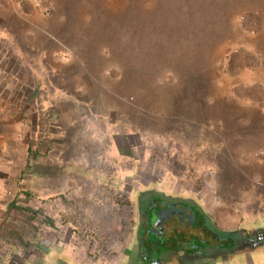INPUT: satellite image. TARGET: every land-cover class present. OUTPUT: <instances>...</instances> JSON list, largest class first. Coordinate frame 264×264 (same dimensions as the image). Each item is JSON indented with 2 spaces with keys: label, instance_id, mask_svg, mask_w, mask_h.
<instances>
[{
  "label": "rangeland",
  "instance_id": "1",
  "mask_svg": "<svg viewBox=\"0 0 264 264\" xmlns=\"http://www.w3.org/2000/svg\"><path fill=\"white\" fill-rule=\"evenodd\" d=\"M42 13L47 35L35 62V112L51 113L59 98L70 115L83 112V137H90L68 146V171L81 167L88 175L68 177L54 196L60 202L50 210L48 257L60 254L67 264H264V196L247 194L264 184V0H46ZM55 129L43 130L45 140ZM43 144L37 138L34 146ZM227 154L244 182L237 176L222 190L215 177ZM146 189L192 197L222 227L241 216L229 190L237 201L253 195L248 203L257 208L243 210L252 236L220 255L210 241L212 251H196L193 239L178 235L172 246L148 245L143 258L137 195ZM124 209L128 219L118 224ZM35 217L29 232L39 235L43 217ZM114 234L116 252L99 256L97 247ZM2 243L19 262L28 255L27 264H42L30 255L42 242Z\"/></svg>",
  "mask_w": 264,
  "mask_h": 264
},
{
  "label": "crops",
  "instance_id": "2",
  "mask_svg": "<svg viewBox=\"0 0 264 264\" xmlns=\"http://www.w3.org/2000/svg\"><path fill=\"white\" fill-rule=\"evenodd\" d=\"M37 2L41 4H36ZM45 2L46 0H0V264H27L31 259L27 255L25 262H19L18 256L16 259L13 258L14 250L4 251L3 241L10 242L11 246L16 247L19 239L42 242L34 244L35 251L32 250L30 254L42 264H61L64 261L60 254L48 257L46 238L50 237V210L55 209L53 206L58 208L60 201L54 196L62 192L69 181L68 177L78 178L79 181V178L88 175L81 167L74 168L73 171L67 169V162L72 160L68 158V151L71 150L68 146L74 145L77 140L90 138L83 137V112L79 110L70 115L67 105L59 98L55 100L53 105L55 108L51 113L45 108L40 111L41 113L35 112V87L40 77V74L36 73L35 62L36 57L43 56L42 50L45 48L43 40L47 22L45 26V17L42 13L45 10ZM53 126L56 127L54 130L56 134L50 137V140H45L47 137L42 136L43 130H53ZM37 138L40 143H44L40 149L34 146ZM52 143L56 145L55 149L51 147ZM63 150L64 153H61ZM36 152H40L37 153L38 156L35 155ZM226 156L223 160V171L215 177L222 190H228L227 181L235 180L237 176L240 177L239 181L244 182L241 169H237L235 163L230 160V154ZM236 182L238 183V179ZM74 183L76 184V181ZM254 184L252 190H247V194L257 191L264 196V184L260 182ZM242 187L241 185L240 195ZM233 190H229L228 195H235L232 198L235 200V210H240L241 216L236 213L237 225L234 223L235 220H232L228 227L220 225L213 215L212 208L205 209V206H201L194 198L186 197V200L192 199L198 206L195 207V224L200 227L202 224L206 228L209 224L204 220L206 218L211 224L210 232L221 231L218 237L210 238V245L217 249L213 253L220 255L230 253L231 250L228 248L234 244V238L229 235L231 238L228 239L227 234L224 235L222 232L246 228L247 220L244 219L248 214L243 210L251 207L248 201L255 200L251 195L247 202H244L242 197L237 201L236 192ZM222 195L224 196V192ZM36 197L40 199L39 202ZM35 214L43 217L39 235H36L34 229L29 232L36 219ZM258 214L254 213V216ZM25 226L29 228L27 232L24 230ZM184 230L186 240H194L196 246L193 248L196 251H203L206 247L212 251L207 241L204 244L201 242V239L205 238L201 230L191 227Z\"/></svg>",
  "mask_w": 264,
  "mask_h": 264
},
{
  "label": "flooded vegetation",
  "instance_id": "3",
  "mask_svg": "<svg viewBox=\"0 0 264 264\" xmlns=\"http://www.w3.org/2000/svg\"><path fill=\"white\" fill-rule=\"evenodd\" d=\"M194 205L192 199L174 198L159 190L146 189L140 192L137 195V230L143 229L140 240L144 244L145 251H148V245H151V247L156 246L157 249H161L167 244L172 246L175 241L174 237L178 235L186 240L187 236L184 229L190 227L202 231L205 235V238L201 239L203 244L207 241L206 243L209 245L211 237H218L220 232H210V221H206L209 223L206 228L202 224L201 227L195 224L196 214H193V212L196 209ZM242 229H239V231L242 232ZM240 238H242V235H238L236 231L234 239L232 238L233 243L239 246ZM144 254L146 256L147 252Z\"/></svg>",
  "mask_w": 264,
  "mask_h": 264
},
{
  "label": "built area",
  "instance_id": "4",
  "mask_svg": "<svg viewBox=\"0 0 264 264\" xmlns=\"http://www.w3.org/2000/svg\"><path fill=\"white\" fill-rule=\"evenodd\" d=\"M116 209V208H114ZM130 211V210H129ZM127 210H123L118 216H115V219L117 220L116 222L119 224L121 223L126 224L127 221V213L129 212ZM78 219H81V215L78 217ZM117 235L114 234V236L110 237L109 239H107L105 241L104 244H102L101 246L97 247V249L95 250V252L99 255L102 256L104 254H110V253H114L116 252V247H117Z\"/></svg>",
  "mask_w": 264,
  "mask_h": 264
},
{
  "label": "trees",
  "instance_id": "5",
  "mask_svg": "<svg viewBox=\"0 0 264 264\" xmlns=\"http://www.w3.org/2000/svg\"><path fill=\"white\" fill-rule=\"evenodd\" d=\"M154 195V194H153ZM195 207H197L198 208V206L197 205H194ZM193 214H195V212H193ZM221 232V231H220ZM235 230H232V231H229V232H222L224 235H226L227 234V236L228 237H230L229 235H231L232 236V238H234L235 237ZM238 232V235H242L243 237H246L247 235L248 236H252L251 234H249V229L248 228H243L242 229V232H240V231H237ZM240 232V233H239ZM138 250H139V253H140V255H142V257L144 258L145 256V248H144V244L141 242L140 244H139V246H138ZM137 250V251H138ZM142 251V252H141ZM144 252V253H143ZM61 264H67L66 262H65V260L61 263Z\"/></svg>",
  "mask_w": 264,
  "mask_h": 264
}]
</instances>
